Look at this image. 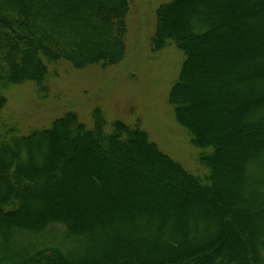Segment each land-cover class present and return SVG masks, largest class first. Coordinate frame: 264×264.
<instances>
[{"label": "trees", "instance_id": "trees-1", "mask_svg": "<svg viewBox=\"0 0 264 264\" xmlns=\"http://www.w3.org/2000/svg\"><path fill=\"white\" fill-rule=\"evenodd\" d=\"M133 4L0 0V114L10 88L32 84L44 96L56 67L120 66ZM263 16L264 0H169L154 11L146 49L183 57L166 103L202 177L139 124L107 122L99 109L91 124L69 111L26 134L1 124L0 264H264ZM233 33L236 47L225 43ZM200 69L194 92L185 78ZM135 181L150 187L135 192ZM147 194L158 205L172 198L173 215L147 208ZM92 209L102 224L82 218Z\"/></svg>", "mask_w": 264, "mask_h": 264}, {"label": "rangeland", "instance_id": "rangeland-1", "mask_svg": "<svg viewBox=\"0 0 264 264\" xmlns=\"http://www.w3.org/2000/svg\"><path fill=\"white\" fill-rule=\"evenodd\" d=\"M168 1L134 0L128 22V55L120 66L112 69L91 67L75 71L68 65H61L55 68V72L47 80L48 89L44 96L38 94L32 84L10 88L7 92V109L0 114V125H12L19 133L26 134L34 128L46 127L54 118L69 111L77 114L82 122L91 124L92 111L99 109L107 122L122 120L130 125L139 124L164 153L179 162L189 173L202 177L204 173L197 162L199 152L191 146L185 132L176 125L172 110L166 103L168 91L176 80L183 57L173 48L154 57L146 49L153 28L154 11L157 6ZM246 23L249 26L256 25L251 20ZM199 72L198 76L185 78L194 92H202L203 89L201 69ZM208 88L212 94L218 90L224 92L221 87ZM250 142L248 140L247 145ZM232 143L237 145L234 140ZM146 183L135 181L134 191L138 192L135 190L138 189L137 186L146 190L150 187ZM84 188L86 190L87 187ZM109 191L115 194L112 187ZM103 193L110 196L105 190H102L101 195ZM147 196V208L151 209L150 203L159 206L156 207L157 210L165 206L169 215L175 212L171 207V204L174 206L172 198L160 201L161 204L158 205L155 198ZM191 201L188 200L186 204L189 209H206L205 205ZM86 208L91 209L89 206ZM92 210L84 211L82 218L101 223L103 217L100 218L97 210ZM196 214L197 212L194 215ZM60 230L55 229L53 232L59 235Z\"/></svg>", "mask_w": 264, "mask_h": 264}, {"label": "bare ground", "instance_id": "bare-ground-1", "mask_svg": "<svg viewBox=\"0 0 264 264\" xmlns=\"http://www.w3.org/2000/svg\"><path fill=\"white\" fill-rule=\"evenodd\" d=\"M225 24H226V23H225ZM229 28H231L230 31H232V26L229 27ZM235 38H236V35H235L234 33L232 34V36H228V37H226V38H225V43H226V45H228V46H232V47H236L237 44H234V45L232 44V41H234ZM245 55L250 57V58H248V59H252V58H254L257 54L254 53V51H249V52H247ZM238 56H241V57L244 58V55L241 54V53H240V55H238ZM241 57H239V58L241 59Z\"/></svg>", "mask_w": 264, "mask_h": 264}]
</instances>
